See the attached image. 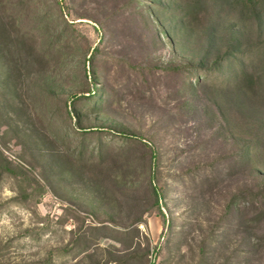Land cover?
Masks as SVG:
<instances>
[{
  "label": "rangeland",
  "instance_id": "1",
  "mask_svg": "<svg viewBox=\"0 0 264 264\" xmlns=\"http://www.w3.org/2000/svg\"><path fill=\"white\" fill-rule=\"evenodd\" d=\"M246 1L0 0V264H264Z\"/></svg>",
  "mask_w": 264,
  "mask_h": 264
},
{
  "label": "trees",
  "instance_id": "2",
  "mask_svg": "<svg viewBox=\"0 0 264 264\" xmlns=\"http://www.w3.org/2000/svg\"><path fill=\"white\" fill-rule=\"evenodd\" d=\"M252 2V0L250 1V0H247L246 1V4H249V3H251ZM246 76H248V75H246Z\"/></svg>",
  "mask_w": 264,
  "mask_h": 264
},
{
  "label": "built area",
  "instance_id": "3",
  "mask_svg": "<svg viewBox=\"0 0 264 264\" xmlns=\"http://www.w3.org/2000/svg\"><path fill=\"white\" fill-rule=\"evenodd\" d=\"M0 148H1V142H0Z\"/></svg>",
  "mask_w": 264,
  "mask_h": 264
}]
</instances>
